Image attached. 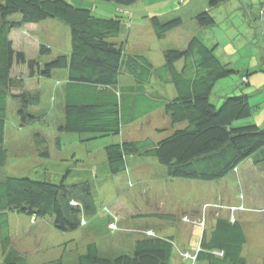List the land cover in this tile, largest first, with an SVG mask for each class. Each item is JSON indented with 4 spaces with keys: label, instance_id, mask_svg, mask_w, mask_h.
<instances>
[{
    "label": "trees",
    "instance_id": "trees-1",
    "mask_svg": "<svg viewBox=\"0 0 264 264\" xmlns=\"http://www.w3.org/2000/svg\"><path fill=\"white\" fill-rule=\"evenodd\" d=\"M109 1L130 6L145 0ZM228 1L208 0V7L191 19V31L180 46L171 33L185 25L181 15L163 19L158 13L145 12L143 17L150 21L156 37L168 41L153 60L147 53L127 49L132 23L128 14L96 15L92 7L78 5L75 0H0V264H27L25 251L13 243L11 212L29 215L32 221L50 217L62 232L82 229L86 234L105 235L122 231L136 236L128 244L129 253L105 256L95 241H88L92 239L90 235L82 241V251L71 253L68 260L60 257L49 264H250L245 253L249 250L247 254L251 256L253 252L251 247L246 249L245 219L218 213L202 227L179 216L190 230L198 228L191 239L186 233L180 234L178 228L172 234L167 232L168 224L176 217L174 213L129 214L145 220L144 225H138L141 218L129 227L121 223L128 214H116L110 205L101 210L98 204L105 200L99 193L101 185L110 183L111 175L126 174L127 184L128 171L139 158H156L166 167L164 176L170 179L218 182L230 175L236 177V196L241 195L250 210L264 215V123H238L250 119L257 108L252 95L264 88V78L257 82L258 87L251 78L259 75L257 72L264 75V63L256 69H236L197 33L219 24L213 10ZM258 16L264 21V2ZM49 19L69 27V48L65 51L54 54L50 39L36 27ZM28 27L32 29L27 30L28 45L24 47L16 34ZM33 43L37 55L30 57L28 49ZM56 71L62 73L48 87L54 103L46 108L42 106L45 86L41 79L51 78ZM236 73L241 84L255 87L226 96L218 106L211 98L216 84ZM54 94L59 96L58 104ZM10 101L15 102L21 126L37 121L49 125V114L58 113L63 118L53 117L57 122H51L52 129L75 133L78 142L106 136L101 154L108 172L103 175L104 182L96 186L89 175H80L81 167L77 177L71 161H86L75 156L74 147L69 152L74 155L71 158L55 153L57 148L52 149L40 132L35 134L36 157L69 163L51 170L43 161L37 166L43 169L33 175L6 171ZM158 111L169 117V127L157 128L156 133L168 134L144 138L122 135L127 126ZM55 145L63 151L60 139ZM249 194H253L251 199ZM152 217L165 218L166 222L153 227ZM77 242L68 241L66 248Z\"/></svg>",
    "mask_w": 264,
    "mask_h": 264
},
{
    "label": "rangeland",
    "instance_id": "rangeland-1",
    "mask_svg": "<svg viewBox=\"0 0 264 264\" xmlns=\"http://www.w3.org/2000/svg\"><path fill=\"white\" fill-rule=\"evenodd\" d=\"M146 1H151V5L145 3ZM146 1H139L130 6L117 5L113 1L109 0H75V3L86 7H92V11L96 15L100 16L112 17L116 14H128L131 17L132 23H129L130 27L127 33V49L129 51L135 50L150 54L152 59L156 60V56H158L156 53L163 49L164 46L168 44V41L167 39L163 40L156 37L150 21L145 19L143 14L145 12L158 13L162 15L161 17H163V19L171 17V15H174V17L181 15L185 21V25L181 29H175L174 32L171 33L172 39H174L175 43L180 46L185 43V40L183 41V39L191 31V17H193V13H195V6L194 2L189 0ZM247 1V3H249L248 9L246 7H240L237 11V15L242 17V19L244 18V15H253L256 6H261L260 1L263 2L264 0H254L253 3L251 0ZM224 6L225 4L222 3L214 9L218 7L224 8ZM259 19L260 17L258 16V21ZM225 20L223 24L227 25L229 21H231V17ZM247 24L248 21L244 18L240 24V28L245 30V28H247ZM39 28L41 35L44 36L45 34L46 38L48 37L50 39L51 43L49 44L52 46L54 54L59 53L63 49L69 48V42L66 40L68 39L67 33L69 35L70 31L68 30L69 27H66L64 23L49 19L43 21ZM31 29L32 27H28L25 30L18 32L16 34V40L24 43L25 45V40H28L27 30L29 31ZM220 29L221 28H218L217 32H219ZM18 34H20V36H18ZM236 35L238 36V42L243 41L248 43L244 45L242 54L239 53L241 47L238 49V52H235L236 54H232L237 63H239L238 60H246L248 62L249 59L253 58V55L257 56L258 53L262 55L264 54L261 52L264 47V35L262 40H258L257 37L249 40V36L243 32L242 34L237 32ZM225 37H227L226 33ZM34 46L35 43L31 44V49H28L30 57L37 55ZM231 66H235L236 69L240 68V66L236 64ZM61 73L62 72L56 71L54 76L51 78L41 79V82L45 86V93L43 95L44 103L42 106L48 108L54 103V99L51 98L52 94L48 91V87L52 86V84L56 81V77H59ZM257 74L259 75L252 77V82L254 81V83H256V87L259 85L257 82H260L264 78V75H260L262 73L257 72ZM33 80L35 81V79ZM250 87L251 86L241 84L237 73L232 74L218 81L211 98L213 102L219 106L226 96L243 93V91H248L247 89ZM254 87L255 86L252 85L251 88L253 89ZM49 90H51V88ZM167 91L169 92L168 89ZM55 97L56 95L54 94V98ZM56 99V104H58L60 100L58 95ZM252 101L257 104V106H255L257 108L254 111L253 116L250 119H243L238 123L245 124L249 123V121H256L259 125L264 123V88L260 91L257 90L252 95ZM49 115V118L46 119L49 125H46L44 121H37L33 124L21 126L19 117L16 113L15 102L10 101L5 137L9 153L8 162L5 167L6 171L19 176L33 175L31 173L43 169L41 167H37L43 161L47 162L46 166L51 170L56 169L55 166L57 164L63 166L62 164H65L66 162L69 163V161L58 162L55 158L53 160H48L36 157V154L34 153V148L37 146L35 134L40 132L48 141L49 145L52 146V149H58L55 144L56 141L60 139L63 151L55 149L54 151L57 154L68 155L74 147L76 151L73 153L79 158L82 157L86 162L75 163L71 161L72 171L77 173L76 175L78 177V167H81L80 175L83 173L86 174L85 176L89 175L88 177H91L90 179L92 182L95 183L96 186H100L105 179L103 177L104 173H108L105 160L101 155L103 154V141H105L107 137L101 136L97 139L95 138L84 142H78L79 137L77 138L75 133H63L52 129L57 122L55 119H59L61 115L58 113L53 115L51 113ZM55 116L57 118H55ZM62 118L63 117L59 120H62ZM52 121L54 125L51 124ZM168 123L169 117L164 115L163 112L159 113L158 111L145 117L137 123L127 126L122 135L135 138L163 136L164 134H168V132L163 130L164 132L158 134L156 133V130L157 128H168ZM89 151H92V154H90L91 156L88 153ZM65 157L71 158V155ZM138 160V162L133 160L132 163L136 162L137 164L128 171L130 176L129 183H125L127 179L126 174H120L118 176L111 175L112 181L107 184H102V189L99 190L100 195L105 198V200H101L100 203L98 202L101 206V210H103L105 205H110L116 214L121 213L123 216L128 214V216L125 217L126 220L123 219L121 221L123 225L132 227L134 225L133 222L135 220L138 222L142 217H132L129 214L138 213L140 211L149 213L155 211L162 213L171 212L174 213L176 217L171 225L168 224L167 228L170 230L167 232L172 234L178 228V232L180 234L184 235V233H186L192 239L194 237V233L198 231L196 230L198 228L192 227L190 230L189 225L181 222L182 220L179 221V216H181L183 221L187 223L190 222L193 225L205 227L207 224L209 225L208 219L210 221L212 219L214 220L218 216V213H220L221 216L229 218L234 214L235 218H239L241 220L245 219V231H247L249 227H257L261 225L260 223H264L263 213H255L253 210H250L251 206L242 201L241 195L239 197L238 195L236 196L239 189V183L236 177L230 175L227 179L218 182H206L183 178L170 179L165 177L167 176L166 167L160 165L156 158H139ZM83 164L87 166L83 167ZM95 173H97V175ZM256 181L257 178H255V182ZM103 193H105L104 196ZM249 195L251 196V199L253 194ZM242 205L243 207H241ZM152 218L153 220L150 219V221L154 225L153 227H155L156 224L160 227V223L166 222L165 218ZM33 221L32 217H29V215L15 212L10 213V229L12 235H15L13 238L15 241H13V243H15V245L18 244V249L25 251L24 253L27 264H49L60 257L68 260L72 256L70 255L71 253L82 251L81 249L84 248L82 241L84 239L87 241V238L90 237V235L92 239L88 241H95L100 248V253L105 256L129 253L130 250L128 249V244L132 243V239L136 237L130 233H122V231H117L115 234L108 233L105 235L100 233L97 234L96 232L86 234L82 229L76 232H62L54 227L52 218L50 217H47L46 219L38 218ZM144 223L145 220L142 218L138 225H144ZM250 231L251 229H249L248 233L246 232L250 238L248 244L246 245V249L250 248L249 244L252 242ZM257 238L260 237L257 236ZM260 239H264V236ZM68 241L77 243L69 244L66 248L65 243H68ZM260 241L262 242V240ZM252 252L253 254L251 256L247 254L250 253L249 250L245 253L247 257H249L250 264H264V247L262 249H252Z\"/></svg>",
    "mask_w": 264,
    "mask_h": 264
},
{
    "label": "crops",
    "instance_id": "crops-1",
    "mask_svg": "<svg viewBox=\"0 0 264 264\" xmlns=\"http://www.w3.org/2000/svg\"><path fill=\"white\" fill-rule=\"evenodd\" d=\"M189 1L194 2V6H195L194 12L195 13H193L194 14L193 17L200 10H203V9L208 7V0L207 1L206 0H198V1L189 0ZM253 1L254 0H251L252 3H253ZM247 2H248L247 0H230L226 3H224L225 4L224 8L218 7L215 10H213V14L215 15L219 24L216 27L205 28V29L197 31V33L200 34L202 39L208 45L215 46L216 53L218 55H220V57L223 58L224 62H232V64L239 65L240 70H244V69L246 70L248 68L249 69L250 68L256 69V68H259L260 66H262L261 65L262 63H264V54L262 55V54L258 53V55H257L258 57L252 54L253 58L249 59L248 62L246 60L245 61L244 60H238L239 63H237L234 60V57L232 55V54H236L235 52L236 51L238 52V49H240V47H241V50H239L240 51L239 53L242 54L244 45L248 44V43L243 42V41L238 42V36L236 35L237 32L239 34H242V32L244 34H247L249 36L248 37L249 40H251L254 37H257L258 40L263 39L264 21L263 20L261 21L260 19L258 21V11H257L260 5L256 6V9H255L253 15H249V16L244 15L245 20L248 21L247 28H245V30H243V28H240V24L242 23L244 18L242 19V17H239L237 15V11H238V9H240V7H246L248 9L249 3H247ZM145 3H147V4L151 3V1H149V2L146 1ZM187 3H190V2H187ZM260 3L262 4V1H260ZM148 14H152V12H149ZM193 17H191V18L193 19ZM229 17H231V21H229V23L227 25H224L223 24L224 20L229 18ZM240 19L242 21H240ZM40 25H42V23H40ZM40 25L36 26V27L38 28V27H40ZM218 28H221L219 31L221 33L217 32ZM225 33H226L227 37H225ZM235 35H236V37H235ZM18 36H20V34H18ZM69 37L70 36L67 33V38H69ZM35 38L38 39V35H36ZM263 41H264V39H263ZM20 43L22 44V46H24L22 42H20ZM263 46H264V42H263ZM20 48H21V46H20ZM263 49H264V47H263ZM261 52L263 53V51H261ZM148 55L150 56V54H148ZM251 80H252V78H251ZM69 155L70 154H68V156ZM71 155L74 156L73 154H71ZM75 156L78 157L77 155H75ZM62 165H64V164H62ZM60 166H61L60 164H57L55 167L59 168V169L63 167V166L62 167H60ZM245 167H248V166H245ZM247 221H249V220H247ZM260 224L261 225H259L257 227H249V229H251L250 237L252 236L251 237L252 242H250L249 247H251L252 249H256V248L262 249L264 247V239H260L262 236H264V223H260ZM244 228H245V225H244ZM249 229L246 231L247 233H248ZM161 234H163V233H161ZM257 236L260 238H257ZM247 237H248V235H247ZM249 239L250 238L248 237V242H249ZM260 240H262V242ZM21 251H22V249H21Z\"/></svg>",
    "mask_w": 264,
    "mask_h": 264
},
{
    "label": "built area",
    "instance_id": "built-area-1",
    "mask_svg": "<svg viewBox=\"0 0 264 264\" xmlns=\"http://www.w3.org/2000/svg\"><path fill=\"white\" fill-rule=\"evenodd\" d=\"M232 217H235L234 214L232 215Z\"/></svg>",
    "mask_w": 264,
    "mask_h": 264
}]
</instances>
